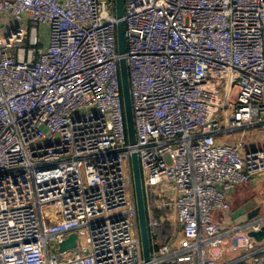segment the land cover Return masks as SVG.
Returning a JSON list of instances; mask_svg holds the SVG:
<instances>
[{
  "label": "built area",
  "instance_id": "1",
  "mask_svg": "<svg viewBox=\"0 0 264 264\" xmlns=\"http://www.w3.org/2000/svg\"><path fill=\"white\" fill-rule=\"evenodd\" d=\"M123 20L134 145L115 0H0V264H145L133 151L150 264H264L261 211L231 217L264 172V0H124Z\"/></svg>",
  "mask_w": 264,
  "mask_h": 264
},
{
  "label": "water",
  "instance_id": "2",
  "mask_svg": "<svg viewBox=\"0 0 264 264\" xmlns=\"http://www.w3.org/2000/svg\"><path fill=\"white\" fill-rule=\"evenodd\" d=\"M115 11L118 18L117 22V51L121 55L119 60L120 77H121V89L123 96L126 128L128 141L131 145L136 143V128L134 120V112L132 106V98L130 91V80L127 60L124 57L126 52L125 43V23L124 16V0H115ZM132 175L134 183V192L136 197L137 213L139 219L140 237L142 244L143 259L145 264H150L151 261V238L149 234L146 207L144 200V192L142 187L141 169L138 154L133 151L131 154ZM260 207L257 205V201L252 199L245 204L235 208L231 214V217L235 224L240 225L250 219L257 217L260 214ZM250 236H255L256 239L261 240L264 237V230L258 232H251ZM78 235L71 233L62 243L59 245V252H65L68 250L77 249Z\"/></svg>",
  "mask_w": 264,
  "mask_h": 264
},
{
  "label": "crops",
  "instance_id": "3",
  "mask_svg": "<svg viewBox=\"0 0 264 264\" xmlns=\"http://www.w3.org/2000/svg\"><path fill=\"white\" fill-rule=\"evenodd\" d=\"M257 131L254 130L248 132V140H249V147L253 148L255 146H264V138L260 136L257 138L253 137ZM233 210L246 202L255 199L257 201L258 207H260L261 216L264 217V172L258 174L254 177L248 184L242 185L238 187L235 192L233 193ZM165 229L167 233L170 235V240H166L165 238L161 237V232ZM159 235L157 239L162 243H178L181 239V234L178 232V228L174 227L171 224H165L161 228H159ZM264 242V239H263ZM261 247L264 248V243H262ZM241 264V263H236Z\"/></svg>",
  "mask_w": 264,
  "mask_h": 264
},
{
  "label": "rangeland",
  "instance_id": "4",
  "mask_svg": "<svg viewBox=\"0 0 264 264\" xmlns=\"http://www.w3.org/2000/svg\"><path fill=\"white\" fill-rule=\"evenodd\" d=\"M0 32H3V29H0ZM254 132V131H253ZM249 133H250V131H249ZM253 135H255V136H253V137H256L257 136V138L258 137H260V136H263V138H264V133H261L260 131H257L255 134H253ZM231 139H232V137H228L227 138V140L228 141H231ZM259 231H263V230H259ZM256 232H258V231H256ZM252 238H254V244L255 245H260V247H261V245H262V243H264L263 242V239H264V237L261 239V240H258V239H256V237L255 236H251ZM257 243H256V242ZM75 253V251H70L68 254H67V256H65L64 258H67V257H70V256H73V254Z\"/></svg>",
  "mask_w": 264,
  "mask_h": 264
},
{
  "label": "trees",
  "instance_id": "5",
  "mask_svg": "<svg viewBox=\"0 0 264 264\" xmlns=\"http://www.w3.org/2000/svg\"><path fill=\"white\" fill-rule=\"evenodd\" d=\"M159 231L160 230H158V235H159ZM161 237L162 238H165L166 240H170L169 238H170V235H169V233H167L166 231H165V229L161 232Z\"/></svg>",
  "mask_w": 264,
  "mask_h": 264
}]
</instances>
